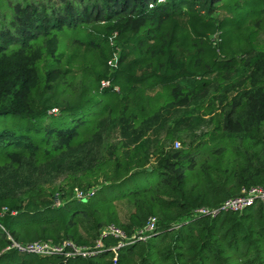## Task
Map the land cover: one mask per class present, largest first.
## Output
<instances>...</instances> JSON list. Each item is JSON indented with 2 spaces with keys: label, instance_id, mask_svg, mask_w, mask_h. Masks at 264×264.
Segmentation results:
<instances>
[{
  "label": "trees",
  "instance_id": "obj_1",
  "mask_svg": "<svg viewBox=\"0 0 264 264\" xmlns=\"http://www.w3.org/2000/svg\"><path fill=\"white\" fill-rule=\"evenodd\" d=\"M192 105L207 128L181 120L180 146L157 140L154 165L136 137L95 155L104 123L126 135ZM253 185L264 190V0H0V264H264L258 200L194 213ZM149 217L148 237L95 247L101 227L128 237ZM64 240L95 251L13 245Z\"/></svg>",
  "mask_w": 264,
  "mask_h": 264
},
{
  "label": "rangeland",
  "instance_id": "obj_2",
  "mask_svg": "<svg viewBox=\"0 0 264 264\" xmlns=\"http://www.w3.org/2000/svg\"><path fill=\"white\" fill-rule=\"evenodd\" d=\"M243 68H240L232 78L236 77L239 72L242 73ZM208 116L204 114L202 109L194 107V105L185 108L184 110H179L176 108L169 109L163 111L154 121L149 122L146 126L141 127L136 132L128 131L126 135L121 133V129L118 125L113 123H104L103 129L100 132V135L95 142V155L96 156H104L108 148L111 147L117 141H121V144L124 147L132 145V139L135 138L136 140L142 139L145 143L148 144V163L149 165H154L156 161V155L153 153V149L155 144H157V140H160L164 146L168 147L172 145L173 147L180 146V138L178 136L182 135L177 130L180 125V121L184 120L188 123V128L192 130L195 134H198L201 130L207 128ZM192 123V127L191 126ZM172 130L171 135L172 139L169 140L165 137L166 132ZM187 137L183 138L186 139ZM174 140L178 143L175 145L173 142ZM62 178V174L54 176L50 179L49 185H59L60 180Z\"/></svg>",
  "mask_w": 264,
  "mask_h": 264
},
{
  "label": "built area",
  "instance_id": "obj_3",
  "mask_svg": "<svg viewBox=\"0 0 264 264\" xmlns=\"http://www.w3.org/2000/svg\"><path fill=\"white\" fill-rule=\"evenodd\" d=\"M173 143L175 145H178L175 140ZM84 195H86V193H82L80 191L74 192L75 198H82ZM255 200H258L264 208V190L259 186L253 185L252 187H249L246 190H242L241 194L233 196V198H228L227 200L223 201L218 207H200L195 209L194 213L208 214L210 216H213L219 209L231 211L240 210L245 206L251 205ZM57 203L58 202H55L54 204L58 205ZM146 221V224L142 228L138 229V231L128 237L124 236L121 229L116 228L111 224L101 227L99 229L95 247H99L102 244L100 241V237L103 236H111L116 239V244L110 247L111 250H114L115 248L119 247V245L129 243L133 240L144 239L148 237L154 230L155 220L153 217H149ZM13 245L18 251L23 250L26 252H33L37 254L62 253L67 256H86L88 254H92L95 251L93 249H86L82 246L78 247L74 243L67 240L61 241V244H54L48 241H32L22 244L14 243Z\"/></svg>",
  "mask_w": 264,
  "mask_h": 264
}]
</instances>
